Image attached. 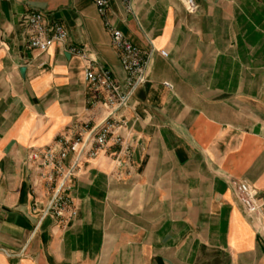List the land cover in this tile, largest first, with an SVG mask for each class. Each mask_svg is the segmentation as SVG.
I'll list each match as a JSON object with an SVG mask.
<instances>
[{"label": "crops", "instance_id": "0c3cea01", "mask_svg": "<svg viewBox=\"0 0 264 264\" xmlns=\"http://www.w3.org/2000/svg\"><path fill=\"white\" fill-rule=\"evenodd\" d=\"M193 1L191 13L182 0H107L100 16L91 0H0V264H264V0ZM32 12L66 43L29 50ZM108 28L149 52L147 80L117 113L122 142L79 165L73 216L57 219L50 170L32 156L107 117L84 70L123 79Z\"/></svg>", "mask_w": 264, "mask_h": 264}, {"label": "built area", "instance_id": "2783aa9c", "mask_svg": "<svg viewBox=\"0 0 264 264\" xmlns=\"http://www.w3.org/2000/svg\"><path fill=\"white\" fill-rule=\"evenodd\" d=\"M100 16L107 10V0H91ZM132 0H120L126 11L130 10ZM188 12L196 11L193 0H182ZM27 33V48L32 51L45 53L53 44H65L66 32L61 25L49 24L46 17L40 12H32L22 19ZM110 44L118 59L124 74L122 80H116L108 70L95 72L90 66L84 70V80L87 84L90 99L93 104L99 105L107 112V117L97 126L83 125L71 139L57 141L58 149H46L38 155L42 166L50 170L47 179L55 184L47 203L45 214L54 218H62L67 211L69 217L73 216L71 202L67 196V181L77 172L79 165L96 159L104 150L110 140L115 144L122 142L121 132L126 129L123 120L117 118V113L123 109L132 98L135 91L147 80L146 69L149 61V52L131 44L125 36L114 29L108 28ZM69 52L84 58V49L70 48ZM161 57L166 53L159 51ZM165 87L170 88L168 84ZM71 155L72 164L64 169L63 162ZM234 195L242 206L247 217L256 216L260 211L255 194L251 188L242 182L234 186Z\"/></svg>", "mask_w": 264, "mask_h": 264}, {"label": "water", "instance_id": "95a60500", "mask_svg": "<svg viewBox=\"0 0 264 264\" xmlns=\"http://www.w3.org/2000/svg\"><path fill=\"white\" fill-rule=\"evenodd\" d=\"M21 74H23V72H24V69H20V71H19Z\"/></svg>", "mask_w": 264, "mask_h": 264}]
</instances>
